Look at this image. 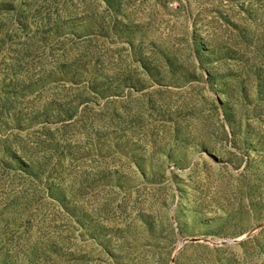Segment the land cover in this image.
I'll list each match as a JSON object with an SVG mask.
<instances>
[{"label": "rangeland", "instance_id": "rangeland-1", "mask_svg": "<svg viewBox=\"0 0 264 264\" xmlns=\"http://www.w3.org/2000/svg\"><path fill=\"white\" fill-rule=\"evenodd\" d=\"M0 264H264V0H0Z\"/></svg>", "mask_w": 264, "mask_h": 264}]
</instances>
